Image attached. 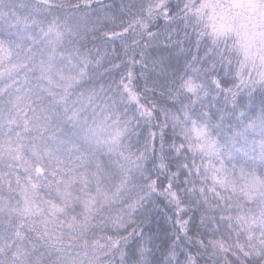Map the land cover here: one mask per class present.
<instances>
[{"label": "snow or ice", "instance_id": "obj_1", "mask_svg": "<svg viewBox=\"0 0 264 264\" xmlns=\"http://www.w3.org/2000/svg\"><path fill=\"white\" fill-rule=\"evenodd\" d=\"M0 264H264V0H0Z\"/></svg>", "mask_w": 264, "mask_h": 264}, {"label": "trees", "instance_id": "obj_2", "mask_svg": "<svg viewBox=\"0 0 264 264\" xmlns=\"http://www.w3.org/2000/svg\"><path fill=\"white\" fill-rule=\"evenodd\" d=\"M171 215V213H169ZM152 232L158 236L160 239L157 240V244H160L167 237L172 235V231L174 230V225L172 222L162 215L155 216V222L152 224Z\"/></svg>", "mask_w": 264, "mask_h": 264}]
</instances>
